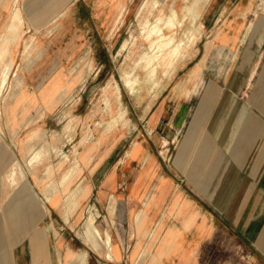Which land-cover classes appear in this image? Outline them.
<instances>
[{
  "label": "rangeland",
  "instance_id": "rangeland-1",
  "mask_svg": "<svg viewBox=\"0 0 264 264\" xmlns=\"http://www.w3.org/2000/svg\"><path fill=\"white\" fill-rule=\"evenodd\" d=\"M142 1L0 0V65L12 62L7 81L0 88V264H14L15 247L48 224H73L78 233L87 211L94 207L99 228L110 226L112 249L114 243L118 244L122 256V260L115 259L111 264H153L161 239L157 229L147 228L153 237L143 232L132 236L130 231L131 239L123 245L118 235L124 226L123 210L132 213L143 207L144 199L135 203L129 199L132 178L138 174L148 176L151 168L146 167L148 160L143 167L124 161L140 140L143 148L150 150L157 174L164 173L171 149L166 154L164 147L155 146L147 138L148 116L172 95L191 94L195 101V66L206 35L199 23L203 6L201 0H196L192 9L200 13L199 19L192 21L185 11L183 23L184 27L191 26L197 38L175 68L166 73L158 70L154 81L145 80L144 72L133 66L147 49L148 42L141 35L155 17L151 14L141 27L136 12ZM175 1L177 6L181 3ZM193 1H189L190 6ZM121 3L125 5L122 20L114 22ZM124 40L126 47H121ZM133 41H142V45L136 49ZM124 72L139 75L141 87L136 93L124 86ZM16 79L21 81L15 87ZM26 93H33L34 101L27 100ZM7 98H22V103L9 112ZM119 110L124 111V122L108 130L105 123ZM40 142L48 148L53 143L57 150L46 149L41 156L29 152L31 144ZM72 166L75 172L67 181H61ZM45 167H49V173ZM54 183L59 184L58 204L47 203L48 210L41 214L36 207L45 201L46 188ZM84 186L85 195L76 198V191ZM110 194L115 199L112 215L107 211ZM75 202L66 220L61 209L65 205L72 208ZM74 246L88 253L92 264L104 257L101 250L95 251L86 242L75 241ZM219 256L223 261L228 251L221 248Z\"/></svg>",
  "mask_w": 264,
  "mask_h": 264
},
{
  "label": "crops",
  "instance_id": "crops-1",
  "mask_svg": "<svg viewBox=\"0 0 264 264\" xmlns=\"http://www.w3.org/2000/svg\"><path fill=\"white\" fill-rule=\"evenodd\" d=\"M199 23L206 36L195 66V101L172 95L150 112L144 132L171 155L157 174L140 140L129 150L124 162L143 167L148 160L151 168L132 178L129 199H144L143 207L123 210L118 235L123 245L130 231L141 235L142 225L157 229L153 264H264V0H208ZM50 195L52 202L44 195L36 207L41 214L47 203L56 205V192ZM114 202L110 194L109 215ZM70 210L61 209L66 220ZM86 220L80 233L57 222L37 229L15 247L14 264H92L86 252L84 259L74 256L75 241L102 251L95 264L122 260L110 226L103 228L107 245ZM221 248L228 251L223 261Z\"/></svg>",
  "mask_w": 264,
  "mask_h": 264
},
{
  "label": "bare ground",
  "instance_id": "bare-ground-1",
  "mask_svg": "<svg viewBox=\"0 0 264 264\" xmlns=\"http://www.w3.org/2000/svg\"><path fill=\"white\" fill-rule=\"evenodd\" d=\"M180 1H181V3L177 6V4H176L177 1H175V0H171L170 2H167V0H165V2H162V4L160 3L159 0H143L142 2H140L139 6L137 8L136 17L137 18L141 17V21H140L141 27H143L147 23L148 17L151 14H154V17H155L154 18L155 21L152 24V26L146 31L145 34L143 33L141 35V39L148 42L147 43L148 44L147 49L140 53L139 60L136 61L134 63V66H133L134 69L141 70L144 72V74H145L144 79L147 81H149V80L154 81V77L157 75L158 70L164 71V73H166L167 71L175 68L177 61L183 57V55L186 51V48L189 45H191L194 42V40L197 38V34H195V32H194V30H192L191 26L184 27V23H183L185 11L190 13V15H191L190 18L192 21L195 20L196 18L199 19L200 13H198L197 11H194L192 9L193 5H195V3H196V0H194L191 3V6L189 5L190 0H180ZM206 1L207 0H201L200 1L201 6H203L206 3ZM109 8L107 10H109ZM124 11H125V5H124V3H121L118 11L116 13L114 22H119L122 20ZM15 15L17 16V14H15ZM15 25L16 24H14L12 27L14 28ZM13 35L14 34H12V36ZM11 39H12V37H11ZM132 39L136 40V37H133ZM126 44H127V40H124L122 42L121 47H124ZM132 45L135 46L136 49H138V47L140 45H142V41L139 42L138 44H137V42L133 41ZM11 64H12L11 60H8V61L2 63V65H0V88L3 87L7 81V76H8V72H9V69L11 67ZM195 73H196V70H195ZM121 78H122L124 86H126L127 89L129 90V92H131L132 94L136 93L138 91V89L141 87V85H140L141 80H140L139 75H130L129 73L124 72L121 74ZM19 81H21V80L16 79L14 81L13 85L16 87V85L18 84ZM115 87H116L115 90H118V86H115ZM25 97L27 100H30V101H34V99L36 98L33 93H26ZM116 98L118 99L117 95H116ZM5 100H6V105H8V106H6V109H8L9 112H11L13 108H15L16 106H18L22 103V98H19L17 100L16 99L10 100V98H7ZM106 103H107V101L105 100V104ZM117 103H120V101L117 100ZM118 109H119V107H118ZM119 121H120V123H121V121L124 122V111L123 110H119L118 114L113 116L111 121H109L108 123H105L107 126V129L109 130V129L113 128L114 126L117 125V123ZM68 128H69V122L65 125L64 129L67 130ZM112 140H113V138H112ZM50 145H51L50 148H48L47 144H45V143H42V142H40L38 144L33 143L29 147V152H32L33 155H36V156L40 155L41 156L42 153L46 149L50 152H51V150L52 151L57 150V147L55 149V146L53 145V143ZM104 155H106V154H104ZM45 172L46 173L50 172L49 167H45ZM74 172H75V168H74V166H72L67 172H65L63 174L61 181H64V182L67 181L71 177L72 173H74ZM56 186H59V184L54 183V184H52L46 188L47 191L45 192V195H46L49 202H52V199L49 197V195L52 194L53 192H56ZM84 193H86V192H84ZM84 193L81 195V197L85 195ZM56 205H57V203H56ZM75 206H76V202L73 204L72 209H74ZM87 212H88L86 215L87 228L97 237L99 242H102L104 244L109 245L108 233L104 229H100L98 226L97 212L93 208H90V210ZM146 228L147 227L145 225H142L141 234H142V232L148 233V234L151 233L150 235H151V237H153V233L150 232V230L146 231ZM84 253H85L84 250L79 249L75 253L74 256L77 259H84L85 258ZM68 256H70V255H68ZM109 257H110V255H109Z\"/></svg>",
  "mask_w": 264,
  "mask_h": 264
}]
</instances>
